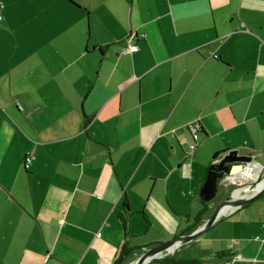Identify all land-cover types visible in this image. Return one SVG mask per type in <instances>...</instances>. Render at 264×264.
Segmentation results:
<instances>
[{
  "label": "crops",
  "instance_id": "0c3cea01",
  "mask_svg": "<svg viewBox=\"0 0 264 264\" xmlns=\"http://www.w3.org/2000/svg\"><path fill=\"white\" fill-rule=\"evenodd\" d=\"M0 4V264H128L210 218L223 153L264 167V0ZM226 211L146 264H264V192Z\"/></svg>",
  "mask_w": 264,
  "mask_h": 264
},
{
  "label": "water",
  "instance_id": "95a60500",
  "mask_svg": "<svg viewBox=\"0 0 264 264\" xmlns=\"http://www.w3.org/2000/svg\"><path fill=\"white\" fill-rule=\"evenodd\" d=\"M252 161H254V157L251 153H240L238 149L229 150V152H225L219 158H216L209 166L206 181L201 189V195L204 200H212L217 195L220 185L227 188L232 185L233 179H235L236 187L214 208L210 218L195 230L186 235H179L169 242H163L145 249L134 261L128 264H146L154 259L163 257L171 252V248L174 250L176 246L196 239L210 230L217 221L227 214L228 211L223 212L226 206L230 205L229 210H231L244 202L260 196L264 192V173H261L256 179L242 177L241 171L245 170ZM257 163L262 165L258 161ZM237 189H242L243 194L240 197L234 195Z\"/></svg>",
  "mask_w": 264,
  "mask_h": 264
},
{
  "label": "built area",
  "instance_id": "2783aa9c",
  "mask_svg": "<svg viewBox=\"0 0 264 264\" xmlns=\"http://www.w3.org/2000/svg\"><path fill=\"white\" fill-rule=\"evenodd\" d=\"M3 7L2 4H0V8ZM3 19V14L0 13V20ZM132 51L138 50V46L137 45H133L130 48ZM189 129L190 132L192 133L193 137H194V142H192L191 144V149L194 150L198 144V139L200 136V131L202 130V124L200 122H193L191 124H189ZM34 156L31 154H28L24 160V165L26 168H29L31 166V162L33 161Z\"/></svg>",
  "mask_w": 264,
  "mask_h": 264
},
{
  "label": "bare ground",
  "instance_id": "6f19581e",
  "mask_svg": "<svg viewBox=\"0 0 264 264\" xmlns=\"http://www.w3.org/2000/svg\"><path fill=\"white\" fill-rule=\"evenodd\" d=\"M246 169H247V167H246ZM245 169V170H246ZM262 169H263V167H262V165H260V164H258V163H254V165L252 166V167H249L248 169H247V171L245 172L246 174H245V177L244 176H242L243 178H252V179H256V178H258V176H260V174H261V172H262ZM245 170H243V171H241L242 173L245 171ZM243 175V174H242ZM242 189H237L235 192H234V195L236 196V197H240L242 194H243V192L241 191ZM230 205H228V206H226V208L223 210V212H226V210H229V208L231 207H229ZM170 250H172V248L170 249ZM132 264H135V263H132Z\"/></svg>",
  "mask_w": 264,
  "mask_h": 264
},
{
  "label": "rangeland",
  "instance_id": "374dc122",
  "mask_svg": "<svg viewBox=\"0 0 264 264\" xmlns=\"http://www.w3.org/2000/svg\"><path fill=\"white\" fill-rule=\"evenodd\" d=\"M263 161V160H262ZM261 173H264V167H263V169H262V172ZM221 188H224L223 186H221ZM228 189V193L227 194H229L233 189H234V185L233 186H230V187H228L227 188Z\"/></svg>",
  "mask_w": 264,
  "mask_h": 264
}]
</instances>
